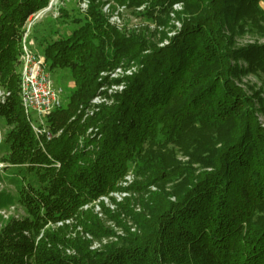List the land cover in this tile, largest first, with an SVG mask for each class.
Segmentation results:
<instances>
[{
  "label": "trees",
  "instance_id": "1",
  "mask_svg": "<svg viewBox=\"0 0 264 264\" xmlns=\"http://www.w3.org/2000/svg\"><path fill=\"white\" fill-rule=\"evenodd\" d=\"M49 1L0 0L2 162L17 193H0V208L16 202L26 214L0 227V264H264L259 92L234 84L242 74L264 76V43L235 48L233 40L247 33L264 41L260 0H114L144 6L135 15L163 28L172 5H184L181 31L160 48L144 32L110 25L100 0L79 18L62 9L77 27L40 53L50 71L68 70L73 88L47 119L60 134L40 146L19 101L17 67L22 29ZM128 61L138 67L132 75L98 81ZM120 83V92L101 90ZM97 96L106 102L91 105ZM170 146L188 161H176ZM130 168L140 213L135 197L110 196L124 191L116 183ZM148 186L158 191L144 200Z\"/></svg>",
  "mask_w": 264,
  "mask_h": 264
},
{
  "label": "rangeland",
  "instance_id": "2",
  "mask_svg": "<svg viewBox=\"0 0 264 264\" xmlns=\"http://www.w3.org/2000/svg\"><path fill=\"white\" fill-rule=\"evenodd\" d=\"M51 1V0H50ZM49 1V3H50ZM89 1L90 0H56V3L50 4L48 3L47 7L44 9H52L51 11L48 12L46 16L43 18H40L36 20L34 25L31 28V39L34 42V48H36L37 51H43L45 46L48 43H51L58 38H66L71 31H73L77 26L71 24L70 19H63L61 16V10L66 9L67 13L71 16H74L75 18L82 17L83 15L86 14L88 11V6H89ZM103 5L101 7L102 12L103 9L106 7V5L110 4V7L114 10V5L116 3L114 0H100ZM112 2V6H111ZM149 3V1H148ZM83 4L86 5L87 7L84 8ZM260 7L264 10V0H260L259 3ZM182 9L177 10V12L173 11L171 7V11L169 12V27L163 28L162 26H157L156 23H153L144 17L141 16H136L135 13L141 12L144 10V7L141 6L142 9H137V8H126L122 10L120 13V21L121 25L119 28L113 24H111V21L109 20V14L104 13L106 17L108 18V22L110 25L116 27L120 31L124 32L127 36L129 35L130 31L133 32H144V35L149 39L150 42L154 43L157 47H161V45L165 44L166 42H169V39L174 37L177 33H179L182 29V23L178 19V14L181 17H184L183 10H184V5L181 4ZM85 9L84 11L82 9ZM59 9V11L57 10ZM58 14V18L54 20L53 14ZM158 31H163L166 32L167 38H164L162 40H159V33ZM234 47L236 48H241L246 45H251L255 42H258V44L264 43L262 39H257L256 37L251 36L250 34H244L240 35L237 37H234ZM128 67L131 65L134 66V71L136 72L138 70V67L136 66V62L134 61H128ZM242 66H245V64H242L241 62L239 63ZM126 66V65H124ZM105 73V72H103ZM51 81L53 85L57 88H60L62 90V96H61V102L62 106H66L69 94L72 91L73 88V81L70 76V73L66 69H54L49 71ZM100 77V76H99ZM99 79V78H98ZM234 84L241 88L244 93L248 96H251L255 92H259L258 97L255 99V109L257 110L255 113V116L257 118V121L259 125L264 129V105H263V110H262V104L264 103V76L260 74H242L238 78L234 79ZM0 91H3L0 88ZM77 114V113H76ZM7 131V126L3 119L0 118V193H5L6 195L12 196L13 198L17 197V193L15 191V187L11 181L12 178V172L10 171L9 168H6L7 165L2 162L3 159V146H4V137L5 133ZM172 150L174 151L173 155L176 159V161L180 163H186L188 161V158L183 156V154L173 146H170ZM196 167V166H193ZM130 174V181L131 183L128 185H121L122 182L125 179V176ZM138 177L135 175L134 171L132 168L127 170L125 175L118 180L116 183V189L120 188L121 190H124L126 193V196H121L119 191L113 192V197L116 202L120 203L124 199L133 196L136 199L137 204L134 205V210L136 213H140L141 211V206H139L138 202V192L135 190L130 189V187L137 181ZM129 181V182H130ZM171 187V185H167L165 189ZM158 191V188L155 186H148L145 190V192L140 193L145 199L149 197L150 194L156 193ZM117 195V197H115ZM171 201H174V198H170ZM105 203H108L107 201H103ZM134 204V203H133ZM139 204V205H138ZM96 206V205H95ZM140 207V208H139ZM26 216L24 210L20 205H18L16 202L8 207L5 208H0V227L3 226L10 218H24ZM127 225L131 226V231H135L136 228L135 226L131 223V220H127ZM117 233L119 235H123L122 231L117 230ZM115 240H110L107 241V243H112ZM105 245V244H104ZM103 246V245H102Z\"/></svg>",
  "mask_w": 264,
  "mask_h": 264
},
{
  "label": "built area",
  "instance_id": "3",
  "mask_svg": "<svg viewBox=\"0 0 264 264\" xmlns=\"http://www.w3.org/2000/svg\"><path fill=\"white\" fill-rule=\"evenodd\" d=\"M56 3V0L50 1V7L51 4ZM111 2V6H112ZM83 7L86 8L87 6L83 4ZM144 7V6H143ZM82 9L83 11L85 9ZM114 10L109 5H106V7L103 9V12L106 14H109V20L111 21V24L117 26L118 28L121 25L120 21V13L122 10L126 9V7L121 6L118 7L114 5ZM137 9H142L141 7ZM173 11L177 12V10L182 9L180 3H176L172 5ZM52 9H42L33 16H31L25 23L23 29H22V36L20 41L21 46V54L19 56V64L17 67V74L19 78L18 82V97L21 104V107L23 109L24 115L29 123V126L32 130L34 139L39 143L40 146H42V143L48 142L52 140L54 137H57L60 132L53 134L51 130L48 127L47 119L51 115V113L62 107L61 102V96H62V90L60 88H57L53 85L50 74H49V68L48 65L44 59V56L42 53L36 50L34 48V42L31 39V28L34 25L33 23L36 22V20L43 18L48 14L49 11ZM59 11V9H57ZM54 20L58 18V14H53ZM121 28V27H120ZM168 44L166 42L165 44L161 45V47H164ZM134 66L131 65L130 67H120L115 69L114 71L110 73H100V77L98 81H101V78L105 76H109V79H119L122 77L130 76L134 73ZM124 88V84L120 83L119 85H111L109 87L101 88V90L107 89V93H115L120 92ZM8 96V93H5L4 91H0V101L4 100V97ZM106 102L104 98L102 97H95L91 100L90 104L93 106H98L102 103ZM94 109H90L85 111L83 118H85L87 115H91L93 113ZM79 112V111H78ZM91 129L88 130V134L91 133ZM58 167V164L55 165ZM130 174L128 173L125 176L124 181L121 185H128L131 183L130 181ZM130 181V182H129ZM121 196H126V193L124 191L119 192ZM110 196L113 197V194H110ZM117 197V195H115ZM114 198V197H113ZM102 201H107L106 198H101ZM105 203V202H104ZM106 206H108L110 209H113L114 206L108 203H105ZM86 208V207H85ZM95 211L99 212V208L95 206ZM133 231V230H132ZM87 238H89L87 236ZM114 240V239H101L99 242L95 241L92 243V246L90 247L91 250H98L102 247V245L106 244L107 241Z\"/></svg>",
  "mask_w": 264,
  "mask_h": 264
}]
</instances>
